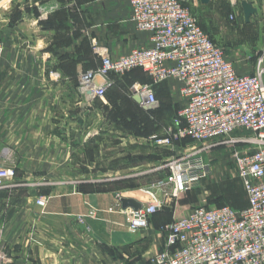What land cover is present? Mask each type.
Returning <instances> with one entry per match:
<instances>
[{
  "label": "crops",
  "instance_id": "crops-1",
  "mask_svg": "<svg viewBox=\"0 0 264 264\" xmlns=\"http://www.w3.org/2000/svg\"><path fill=\"white\" fill-rule=\"evenodd\" d=\"M242 2L255 9L248 22ZM226 3L229 12L218 22L205 24L204 32L224 49L237 73H253L257 57L264 50V0ZM208 9L216 10L215 6ZM130 13L129 0H0V148L15 152L30 146L29 139L23 141L28 136L36 139L34 146L55 143L64 151L60 172L48 176L61 182L46 196L49 199L44 213L31 191L0 190V245L12 264H132L129 262L136 252L141 264H151L152 256L163 248L164 226L184 217L187 211L182 206L178 211L183 213L172 217L168 211L172 205L165 207V201L166 209L162 207L151 216L146 229L133 234L127 230L126 214L114 192L100 189L97 184L98 188L86 189L80 186L84 183L77 182L85 177V163L99 161L90 162L82 153L78 155L82 148L68 139V132H75L77 140V133H83L85 126L84 114L98 117L107 103L106 97L104 101L86 99L78 89V75L99 67L95 46L118 57L149 45L148 34L136 31ZM131 75L135 78L131 84L147 82L141 71ZM154 89L157 95L170 97L181 106L177 82L168 80ZM97 104L100 108L94 109L92 106ZM88 106L92 109L84 111ZM55 114L63 117L61 123L53 124ZM2 154L0 164L5 163ZM115 171L111 172L112 179L120 175L119 170ZM157 178L152 179L148 189L162 198L172 187L164 182L165 178L155 186ZM137 201L142 207L151 204L145 194ZM90 211L95 217H87L80 224L78 217Z\"/></svg>",
  "mask_w": 264,
  "mask_h": 264
},
{
  "label": "built area",
  "instance_id": "built-area-1",
  "mask_svg": "<svg viewBox=\"0 0 264 264\" xmlns=\"http://www.w3.org/2000/svg\"><path fill=\"white\" fill-rule=\"evenodd\" d=\"M129 2L130 21L136 31L148 34L149 45L118 57L95 46L99 67L78 75V89L85 98L104 101L112 85L111 75L140 70L148 82H134L130 87L132 96L140 97V107L155 108L154 87L168 80L178 83L182 101L165 136L152 137L154 146L172 147L185 139L202 143L234 133H238L235 141L253 145L235 152L233 157L246 205L239 210L195 206L184 217L173 219L164 226L163 248L150 263L264 264V50L257 57L253 73L239 74L226 59L224 49L199 26L184 0ZM2 55L0 42V59ZM96 78L99 85L94 83ZM87 91L91 97L85 95ZM167 164L164 182L171 185V192L158 198L150 189H142L151 204L138 211L123 210L128 232L146 229L167 197L191 190L207 171L197 151ZM15 176L14 167L0 165V190L8 187ZM121 198L116 194L118 202ZM48 199L43 196L35 200L41 213ZM87 217L94 218V211L78 217V222L84 224ZM6 258L0 252V264H9Z\"/></svg>",
  "mask_w": 264,
  "mask_h": 264
},
{
  "label": "rangeland",
  "instance_id": "rangeland-1",
  "mask_svg": "<svg viewBox=\"0 0 264 264\" xmlns=\"http://www.w3.org/2000/svg\"><path fill=\"white\" fill-rule=\"evenodd\" d=\"M226 1L228 0H213L211 3L209 0L204 3L203 0H184V4L204 31L205 24L218 22L229 12V4ZM209 6H215L216 10L210 12ZM220 13H224V16ZM227 19L231 21L230 15ZM252 35H257V30H254ZM131 74L112 76L113 84L107 93V103L102 113L98 112V117H91V113L84 114L85 126L83 133L80 131L77 133V140L75 132H68V139L82 148L81 151L78 150V155L82 153L85 160L90 162L99 161L96 164L85 163V177L77 181L84 183L80 186L91 189L98 188V185L100 189L114 192V195L119 193L127 198L140 200L144 196L141 190L149 188L148 186L153 184L154 177H158L153 181L155 186L162 184L168 173L167 163L170 160L197 151L207 165L206 174L191 190L165 199L167 201L165 207L172 205L168 208L171 216L183 213L178 211L182 206L185 211L187 210L186 213L193 207L202 205L207 208L229 206L236 210L242 209L246 204V197L236 176L233 157L235 152L246 151L253 145L235 141L238 133H234L202 143L185 139L176 142L172 147L154 146L152 137L165 136V131L170 127L180 102L156 94L157 106L143 111L132 96L130 87L134 76ZM92 107L99 109L100 105ZM92 107H84V111L91 110ZM62 118L55 114L53 124L61 123ZM56 134L63 135L60 132ZM244 134L250 136V133ZM27 139L32 142L30 146H22L15 149V152L0 148V154L3 153L1 161L5 162L0 165L12 166L18 172L15 181L1 190L8 191L10 188L22 192L31 191V194L36 196V200L48 196L51 189L59 187L61 181L50 180L48 176L60 172L62 161L60 156L64 151L55 143H52V146L50 144L34 146L36 139L27 136L23 141ZM131 168L132 171L129 172ZM155 168L156 172H148ZM115 170H119L117 172L120 175L112 179L114 176H111L113 175L111 172L116 173ZM92 173L94 177H91ZM28 175L32 176L31 179L27 178ZM0 252L7 257L9 264H12L10 255L2 245ZM114 254L115 257L118 255V253ZM138 256L137 252L133 254L132 262L129 263L141 264Z\"/></svg>",
  "mask_w": 264,
  "mask_h": 264
},
{
  "label": "water",
  "instance_id": "water-1",
  "mask_svg": "<svg viewBox=\"0 0 264 264\" xmlns=\"http://www.w3.org/2000/svg\"><path fill=\"white\" fill-rule=\"evenodd\" d=\"M208 1L209 0H203L204 3H207ZM241 6L243 9V13H244V19L246 22H248L250 19V16L255 13V9L247 2H242ZM94 83H95V85H99V83H100L99 79L96 78L94 80ZM85 95L91 97V92L87 91L85 93ZM133 99L136 103H138V104L141 103V99L139 96H133ZM142 108L146 111L151 110L150 106L143 105ZM120 203H121V207L123 209H132L134 211H138L142 208V204L133 198L122 197L120 199Z\"/></svg>",
  "mask_w": 264,
  "mask_h": 264
},
{
  "label": "trees",
  "instance_id": "trees-1",
  "mask_svg": "<svg viewBox=\"0 0 264 264\" xmlns=\"http://www.w3.org/2000/svg\"><path fill=\"white\" fill-rule=\"evenodd\" d=\"M86 71H87V70H86ZM134 71H137V70H133V71H131V72H129V73H132V72H134ZM138 71H140V70H138ZM141 72H142V71H141ZM112 76H113V75H111L110 79L112 78ZM144 76H145V75H144ZM145 77H146V76H145ZM146 80H147V82H148V78H147V77H146ZM111 82H112V84H113V81H112V80H111ZM147 82H145V83H147ZM133 83H134V82H133ZM133 83H132V84H133ZM139 83H141V82H139ZM132 84H131V85H132ZM159 85H160V84H159ZM111 87H112V85H111ZM111 87H110V88H111ZM110 88H109V89H110ZM154 88H155V87H154ZM109 89L106 91V93H105V97L107 96V93H108ZM154 93H155V89H154ZM155 95H156V93H155ZM179 108H180V106H179ZM245 197H246V196H245ZM245 205H246V204H245ZM218 207H221V206H218ZM171 221H172V220H171ZM171 221H170V222H171ZM167 224H168V223H167Z\"/></svg>",
  "mask_w": 264,
  "mask_h": 264
}]
</instances>
